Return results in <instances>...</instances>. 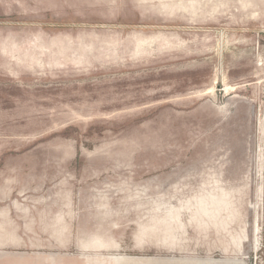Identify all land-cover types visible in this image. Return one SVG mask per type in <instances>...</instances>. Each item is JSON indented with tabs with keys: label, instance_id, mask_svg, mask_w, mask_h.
Here are the masks:
<instances>
[{
	"label": "rangeland",
	"instance_id": "374dc122",
	"mask_svg": "<svg viewBox=\"0 0 264 264\" xmlns=\"http://www.w3.org/2000/svg\"><path fill=\"white\" fill-rule=\"evenodd\" d=\"M0 264H264V0H0Z\"/></svg>",
	"mask_w": 264,
	"mask_h": 264
},
{
	"label": "bare ground",
	"instance_id": "6f19581e",
	"mask_svg": "<svg viewBox=\"0 0 264 264\" xmlns=\"http://www.w3.org/2000/svg\"><path fill=\"white\" fill-rule=\"evenodd\" d=\"M260 159H262V156H260Z\"/></svg>",
	"mask_w": 264,
	"mask_h": 264
}]
</instances>
